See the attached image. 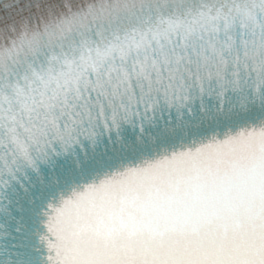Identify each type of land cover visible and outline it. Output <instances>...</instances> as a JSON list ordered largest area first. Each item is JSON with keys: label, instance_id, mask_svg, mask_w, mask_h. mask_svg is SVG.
<instances>
[{"label": "snow or ice", "instance_id": "snow-or-ice-1", "mask_svg": "<svg viewBox=\"0 0 264 264\" xmlns=\"http://www.w3.org/2000/svg\"><path fill=\"white\" fill-rule=\"evenodd\" d=\"M0 264H264V0H0Z\"/></svg>", "mask_w": 264, "mask_h": 264}]
</instances>
